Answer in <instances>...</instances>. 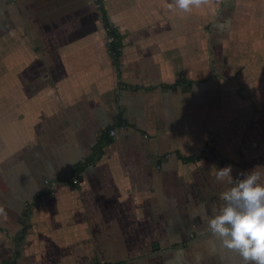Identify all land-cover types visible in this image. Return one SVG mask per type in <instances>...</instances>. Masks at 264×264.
I'll list each match as a JSON object with an SVG mask.
<instances>
[{"label": "crops", "instance_id": "crops-1", "mask_svg": "<svg viewBox=\"0 0 264 264\" xmlns=\"http://www.w3.org/2000/svg\"><path fill=\"white\" fill-rule=\"evenodd\" d=\"M103 1L120 68L97 0H0V264H240L207 219L264 172V0Z\"/></svg>", "mask_w": 264, "mask_h": 264}, {"label": "clouds", "instance_id": "clouds-1", "mask_svg": "<svg viewBox=\"0 0 264 264\" xmlns=\"http://www.w3.org/2000/svg\"><path fill=\"white\" fill-rule=\"evenodd\" d=\"M207 0H174L169 4L183 12L199 8ZM232 165L217 167L215 178L233 186L221 194L226 203L220 213L207 219L219 244L240 257V264H264V172L255 167L237 173L238 182L233 183Z\"/></svg>", "mask_w": 264, "mask_h": 264}, {"label": "trees", "instance_id": "trees-1", "mask_svg": "<svg viewBox=\"0 0 264 264\" xmlns=\"http://www.w3.org/2000/svg\"><path fill=\"white\" fill-rule=\"evenodd\" d=\"M97 4L100 11L102 12L107 33L109 37L112 38L111 41L109 42L111 54L114 57L115 63L120 68L124 35L111 21L108 11L105 7L104 1L97 0ZM168 86L175 88L177 85L170 84ZM122 123H124V120L120 116L118 120L112 126L108 127L106 131L103 133L101 140L94 147L93 154L90 157L86 158L83 161L78 162L75 165V167L72 170V173L65 179V181L70 185L71 188H78L80 186V183L83 179L84 171L87 169V167L90 164H93L102 157L106 145H108L113 139V135H111V131L113 129H116L119 125H122ZM196 157L197 156H192L189 158L195 159ZM52 193L53 192L51 189H46L45 191H41L37 197L41 198L44 196H49Z\"/></svg>", "mask_w": 264, "mask_h": 264}, {"label": "built area", "instance_id": "built-area-1", "mask_svg": "<svg viewBox=\"0 0 264 264\" xmlns=\"http://www.w3.org/2000/svg\"><path fill=\"white\" fill-rule=\"evenodd\" d=\"M112 39V38H111ZM116 129H113L112 131H111V135H116ZM56 181H54V180H52V179H50V178H46L45 179V184L47 185V187H49L51 190H52V192L54 191V189H55V186H56ZM40 192H38V194H39Z\"/></svg>", "mask_w": 264, "mask_h": 264}]
</instances>
